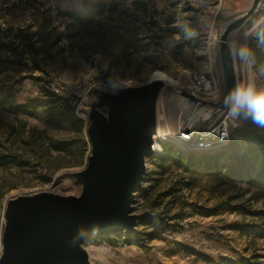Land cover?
<instances>
[{
  "label": "rangeland",
  "instance_id": "rangeland-1",
  "mask_svg": "<svg viewBox=\"0 0 264 264\" xmlns=\"http://www.w3.org/2000/svg\"><path fill=\"white\" fill-rule=\"evenodd\" d=\"M94 4L69 10L51 0H8L0 11V95H13L0 104V151L14 153L16 159L0 165L1 247L3 207L9 198L43 190L80 192L81 183L71 173L85 166L89 150L82 153L76 145L70 151L48 150V139L81 138L89 147L86 127L76 128L73 119L80 116L87 124L90 105L101 90L115 92L147 82L155 70L173 76L177 82L170 85L184 87L194 74L209 73L217 78L221 93L203 98L219 99L224 91L220 34L237 15L229 12L248 1L106 0L95 9L94 19L85 18ZM263 19L264 0L229 34L237 87L254 84L257 90L264 89V62L241 55ZM113 24L117 28L107 30ZM215 34L217 40L211 41ZM29 103L37 105L27 111L17 107ZM179 104L188 102L167 94L160 107L171 127ZM57 108L58 116L51 115ZM227 111L231 129L251 114L247 108L234 110L232 103ZM217 116L200 126L210 125ZM212 152L221 163H234L235 149L229 143ZM146 162V177L134 202L140 215L138 232L87 239L84 247L92 264H212L220 256L247 254L248 246L253 250L252 237L240 235L234 225L264 221L258 215L264 209L261 189L187 171L171 162L162 171L154 155ZM173 187L182 190L166 195ZM182 193L189 204L177 221L171 217L181 213L177 198ZM157 213L164 223H149ZM256 244L263 253L264 238L257 237Z\"/></svg>",
  "mask_w": 264,
  "mask_h": 264
},
{
  "label": "water",
  "instance_id": "water-1",
  "mask_svg": "<svg viewBox=\"0 0 264 264\" xmlns=\"http://www.w3.org/2000/svg\"><path fill=\"white\" fill-rule=\"evenodd\" d=\"M248 4L220 34L219 52L224 91L208 100L186 90L181 95L195 103L186 130L206 123L227 109L237 88L234 56L229 42L233 29L252 16L262 0ZM163 79L101 90L88 110L90 152L82 169L71 175L81 183L79 193L43 190L9 198L4 206L0 264H92L84 242L98 235L135 233L139 213L136 192L143 187L147 156L153 154L158 126V101Z\"/></svg>",
  "mask_w": 264,
  "mask_h": 264
},
{
  "label": "trees",
  "instance_id": "trees-1",
  "mask_svg": "<svg viewBox=\"0 0 264 264\" xmlns=\"http://www.w3.org/2000/svg\"><path fill=\"white\" fill-rule=\"evenodd\" d=\"M99 2L94 4V9L87 10L85 18L94 19L95 9L99 6ZM74 13V12H71ZM91 16V17H90ZM117 25H107V30L110 28H117ZM121 37L122 35L118 33ZM130 54V53H129ZM248 56L251 60L258 63L264 62V19L258 25L256 32L249 37L248 41ZM33 79H40L39 76H33ZM57 98L60 95L53 93ZM10 93H4L0 95V104H4L8 99L12 98ZM30 105H17L22 111H27L28 107H36L37 103H29ZM59 108L51 110V115L58 116ZM73 124L76 128L81 129L87 127L84 118L74 115ZM82 142V144H81ZM90 144V142H89ZM78 146L82 153H86V150L90 152V146L87 147L85 140L81 138H64L57 139L49 137L47 149L56 151H70L74 146ZM229 146L235 149L234 163L226 164L219 161V155H215L213 152H205L203 154L188 153L181 149H178L170 144H165L163 150L157 155L159 159V166L162 171L168 169V163L177 165L184 170L195 169L197 172L204 174H213L220 177L224 182H241L246 183L249 186L257 187L262 190L264 194V122L256 121L253 118V113L249 116L243 117L241 123L233 126L231 129V139ZM216 152V151H214ZM86 154V157H88ZM188 154V155H186ZM15 159V154L9 151H0V165L9 164ZM184 180H182L183 182ZM146 189L145 191H147ZM182 190L180 187L170 188L165 194H176L177 191ZM179 207L181 213H175L171 218H175L177 221L183 217V213L186 209V205L189 201L184 194L178 196ZM175 205V203H174ZM4 208V207H3ZM258 215L264 217V209L258 212ZM139 219L137 221V225ZM149 223L162 224L164 223L163 217L157 213L155 214ZM240 235H249L253 240V250L249 253L236 252L235 255L220 256L217 259L211 260L212 264H264V252L261 253L256 244V238H264V221L262 222H239L234 225ZM135 233H126L133 235ZM125 233V232H124Z\"/></svg>",
  "mask_w": 264,
  "mask_h": 264
},
{
  "label": "built area",
  "instance_id": "built-area-1",
  "mask_svg": "<svg viewBox=\"0 0 264 264\" xmlns=\"http://www.w3.org/2000/svg\"><path fill=\"white\" fill-rule=\"evenodd\" d=\"M217 34L214 35L215 41ZM166 87L162 90L158 101V126L153 134V154L157 156L163 150L165 144H170L178 149L188 153H205L212 152L217 147L227 145L231 139V121L230 112L225 109L218 114L217 119L208 126L194 125L191 130L187 131L186 126L191 118V114L195 108V103L187 97L181 95L182 90H186L198 96H219L221 93L220 84L213 74L197 73L191 77L187 87L182 85H170L166 83ZM167 94H172L182 101L187 100L188 104L177 106L179 112L176 119L175 128H164V113L160 110L164 104ZM227 111V112H226ZM160 127H162L160 129Z\"/></svg>",
  "mask_w": 264,
  "mask_h": 264
},
{
  "label": "clouds",
  "instance_id": "clouds-1",
  "mask_svg": "<svg viewBox=\"0 0 264 264\" xmlns=\"http://www.w3.org/2000/svg\"><path fill=\"white\" fill-rule=\"evenodd\" d=\"M246 48L241 49V55H247ZM234 110L247 108L253 113L256 121L264 122V89L257 90L254 84L238 86L230 94Z\"/></svg>",
  "mask_w": 264,
  "mask_h": 264
},
{
  "label": "crops",
  "instance_id": "crops-1",
  "mask_svg": "<svg viewBox=\"0 0 264 264\" xmlns=\"http://www.w3.org/2000/svg\"><path fill=\"white\" fill-rule=\"evenodd\" d=\"M54 3H57L58 6L61 9H69V10H74V9H80L83 8L86 3H100L101 1H106V0H51ZM8 4V0H0V11L2 10L3 6H6Z\"/></svg>",
  "mask_w": 264,
  "mask_h": 264
},
{
  "label": "bare ground",
  "instance_id": "bare-ground-1",
  "mask_svg": "<svg viewBox=\"0 0 264 264\" xmlns=\"http://www.w3.org/2000/svg\"><path fill=\"white\" fill-rule=\"evenodd\" d=\"M211 41H214V35H213V37H211ZM151 78H153V79H163L166 83H173V84H175L177 81H175V78L173 77V76H170V75H168V74H166V73H164L163 71H161V70H155L154 72H153V74H152V76H151ZM175 123V122H174ZM162 124H164V128H166V129H172V128H175V126H176V123H175V126L174 127H171L170 126V123L169 122H167V120H165V122H162ZM162 127H160V129H161ZM199 153H202V152H199ZM1 246H0V250H1Z\"/></svg>",
  "mask_w": 264,
  "mask_h": 264
}]
</instances>
